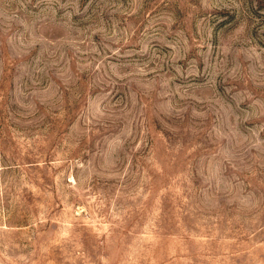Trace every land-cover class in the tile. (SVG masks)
I'll return each mask as SVG.
<instances>
[{"label":"rangeland","instance_id":"1","mask_svg":"<svg viewBox=\"0 0 264 264\" xmlns=\"http://www.w3.org/2000/svg\"><path fill=\"white\" fill-rule=\"evenodd\" d=\"M0 264H264V0H0Z\"/></svg>","mask_w":264,"mask_h":264}]
</instances>
